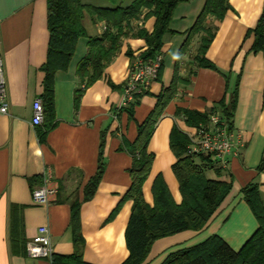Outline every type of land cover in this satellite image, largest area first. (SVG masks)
<instances>
[{"label": "crops", "instance_id": "crops-1", "mask_svg": "<svg viewBox=\"0 0 264 264\" xmlns=\"http://www.w3.org/2000/svg\"><path fill=\"white\" fill-rule=\"evenodd\" d=\"M207 0H184L175 9L172 31L165 34L164 66L134 108V115L119 111L131 63L137 53L146 51L143 37L135 36L140 27L152 32L154 16L129 23L130 33L123 36L121 48L104 69V75L83 90L85 81L77 65L86 56L90 37L102 36L107 25L89 14L69 69L56 75L54 95L55 125L51 115L42 125L33 124L34 102L43 99L49 51L48 1L0 0V54L4 57L9 95V112H0V264H61L54 261L76 252L73 228V202H80V249L89 264H122L129 256L126 229L133 208L124 195L131 186L133 156L123 148V140L134 142L139 127L155 108L159 95L170 86L179 66V75L188 84L178 87L155 127L148 150L155 155L144 194L154 206V180L162 176L175 200L180 203V185L173 166L178 160L171 145L174 127L193 134L196 127L186 122L180 110L206 113L222 100L235 98L234 130L242 135L239 155L228 157L219 176L208 170L210 178L232 183V189L215 216L201 231L185 230L155 241L146 264H161L172 252L195 246L218 235L235 250H240L259 228L258 219L241 191L258 183L264 199V53L253 51L264 0H228L223 19L209 15L208 26L214 38L207 51L208 60L219 70L196 65L203 34H195L181 54L187 33L195 24ZM180 57V58H179ZM104 142V143H103ZM103 143V144H102ZM103 152L102 177L97 190L85 198V187L98 173ZM50 171L58 187L48 204L35 203L33 190L42 185ZM41 226L51 231L54 255L34 258L24 244L36 237ZM13 235L16 244H13Z\"/></svg>", "mask_w": 264, "mask_h": 264}, {"label": "trees", "instance_id": "trees-1", "mask_svg": "<svg viewBox=\"0 0 264 264\" xmlns=\"http://www.w3.org/2000/svg\"><path fill=\"white\" fill-rule=\"evenodd\" d=\"M48 1V27L50 30V41L47 62L42 66L45 71L43 104L45 117L51 115L49 129L55 125L54 95L56 75L60 71L69 69L72 59L77 50L81 37L87 36L84 19L87 14L105 21L106 32L99 37L88 38V51L85 57L77 65V73L85 81L83 89L77 92L76 100L80 97L87 86L103 77L107 64L116 56L117 50L121 48L122 37L130 33L129 23L139 20L143 16L144 9L148 10L145 19L154 16L156 18L155 28L149 32L143 26L136 32L135 36L145 38L147 49L143 52L145 58H153L162 52L164 46V35L171 32V21L175 8L184 0H134L124 5L122 0H105L110 5H94L84 0H46ZM264 6V5H263ZM195 24L187 33L181 54L190 45L195 34H203L196 57V65L219 70L217 65L208 60L206 54L208 46L215 36L214 27L207 25L209 15L223 19L229 10L228 0H207L202 7ZM255 33L253 51L264 53V10L259 18ZM180 58V57H179ZM135 59H133L134 61ZM133 63V62H132ZM132 65V64H131ZM164 63L160 69L159 77L162 75ZM179 73L177 65L174 78L170 86L165 87L159 95L155 108L147 115L146 119L139 124L138 133L134 142L123 140V148L133 156V165L129 169L132 177L131 186L124 195L125 200L133 201V208L126 229V241L129 256L122 264H146L151 247L160 238L174 235L185 230L201 231L211 218L215 216L223 204L232 183L218 179L222 169L218 163L209 155L191 156L186 154L191 143L190 136L179 128L174 127L171 135V145L178 160L172 167L179 181L182 201L178 203L165 179L160 175L154 180L153 195L154 206L147 202L144 194V185L147 181L155 155L149 152V141L154 134L155 127L162 114L165 112L170 101L177 93L178 87L188 84L189 79L183 78ZM125 87V85H124ZM148 92V91H147ZM146 92V93H147ZM143 94H137L135 100L119 111L127 110L130 116L134 115L136 103L140 101ZM229 102L222 100L217 108L203 113L196 110H180L186 117V122L191 127L207 124L210 113L220 112L227 122L230 130L234 129L235 98ZM104 143V142H103ZM102 143V144H103ZM103 152L100 156L98 173L85 187V198L93 196L97 190L98 183L102 177ZM264 168V162L261 169ZM213 169L218 178H210L208 170ZM258 183H250L241 191L245 199L258 219L259 228L250 237L247 243L240 249L235 250L227 241L218 235H212L207 240L188 248L172 252L161 264H264V199L259 191ZM80 202H73V228L76 252L70 255L55 257V262L61 264H89L83 257L80 249L83 246V238L79 232ZM13 235V244H16ZM27 241L24 244L25 250Z\"/></svg>", "mask_w": 264, "mask_h": 264}, {"label": "built area", "instance_id": "built-area-1", "mask_svg": "<svg viewBox=\"0 0 264 264\" xmlns=\"http://www.w3.org/2000/svg\"><path fill=\"white\" fill-rule=\"evenodd\" d=\"M0 54V112H9V95L4 57ZM164 61L163 52L153 58H145L143 53H137L131 63L130 74L125 83L123 100L120 108L126 107L135 100L137 94L149 91L153 81L158 79L160 69ZM43 99L38 98L34 102L33 124L42 125L45 118ZM222 114L218 111L210 113L207 124L196 127L190 134L191 143L187 153L191 156L209 155L220 166L228 165V157L239 155L242 146V135L230 130ZM54 175L46 171L44 183L33 190V199L38 204H48L53 194L57 193ZM51 231L48 226H41L36 237L31 238L26 245L28 255L34 258H52L54 255Z\"/></svg>", "mask_w": 264, "mask_h": 264}, {"label": "rangeland", "instance_id": "rangeland-1", "mask_svg": "<svg viewBox=\"0 0 264 264\" xmlns=\"http://www.w3.org/2000/svg\"><path fill=\"white\" fill-rule=\"evenodd\" d=\"M133 1L134 0H122L124 5H128ZM84 2L94 4V5H102V6L110 5V3L105 0H84ZM208 176H209V173H208Z\"/></svg>", "mask_w": 264, "mask_h": 264}]
</instances>
